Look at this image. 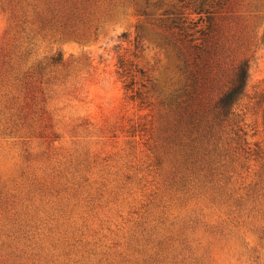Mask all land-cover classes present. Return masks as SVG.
I'll list each match as a JSON object with an SVG mask.
<instances>
[{
	"label": "rangeland",
	"instance_id": "rangeland-1",
	"mask_svg": "<svg viewBox=\"0 0 264 264\" xmlns=\"http://www.w3.org/2000/svg\"><path fill=\"white\" fill-rule=\"evenodd\" d=\"M0 264H264V0H0Z\"/></svg>",
	"mask_w": 264,
	"mask_h": 264
},
{
	"label": "trees",
	"instance_id": "trees-1",
	"mask_svg": "<svg viewBox=\"0 0 264 264\" xmlns=\"http://www.w3.org/2000/svg\"><path fill=\"white\" fill-rule=\"evenodd\" d=\"M250 80V65L243 62L238 66L232 85L222 94L218 101L220 115L227 116L231 113L234 104L244 95Z\"/></svg>",
	"mask_w": 264,
	"mask_h": 264
}]
</instances>
